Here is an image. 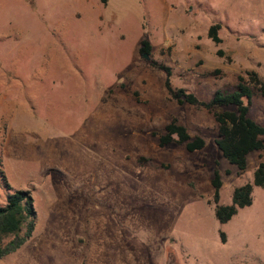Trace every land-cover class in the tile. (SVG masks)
<instances>
[{
	"label": "rangeland",
	"instance_id": "374dc122",
	"mask_svg": "<svg viewBox=\"0 0 264 264\" xmlns=\"http://www.w3.org/2000/svg\"><path fill=\"white\" fill-rule=\"evenodd\" d=\"M151 60L202 101L248 72L264 82V0H0V204L6 182L35 213L0 264H264V187L228 221L213 215L264 163V139L243 169L228 163L214 109L178 104ZM248 85L247 115L264 126ZM171 118L203 147L159 146Z\"/></svg>",
	"mask_w": 264,
	"mask_h": 264
},
{
	"label": "trees",
	"instance_id": "16d2710c",
	"mask_svg": "<svg viewBox=\"0 0 264 264\" xmlns=\"http://www.w3.org/2000/svg\"><path fill=\"white\" fill-rule=\"evenodd\" d=\"M219 24H211L207 29V37L213 43H219L216 34ZM149 43L142 38L138 47L140 53L149 52ZM220 52L217 51V54ZM150 65L163 71L165 77L163 85L167 93L178 104L188 103L202 106L205 109H214L212 116L216 127V137L214 144L221 156L237 169L241 170L245 166L246 154L253 150L262 148L264 139V126L259 125L247 115L248 100L250 97V86L264 97V82L255 72H248V83L237 76L235 90L229 93H222L216 89L207 101L198 100L191 92L183 88H172L169 83L170 68L164 64L153 60ZM242 98H246L244 103ZM231 106V109L221 107ZM170 141L178 144L182 143L187 151L198 150L203 147V139L199 136L190 138L185 127L171 118L164 126L163 133L158 136L159 146ZM213 189L214 202L218 199L220 180L217 170H213L210 180ZM252 185L264 187V163L259 162L252 172L251 182H246L234 187L231 191L229 204H216L213 207L214 218L219 223H224L236 212V208L247 206L251 202ZM8 190L4 197V202L0 204V257L15 251L30 236L34 223L35 213L32 206V198L27 190L10 189L4 182Z\"/></svg>",
	"mask_w": 264,
	"mask_h": 264
},
{
	"label": "water",
	"instance_id": "95a60500",
	"mask_svg": "<svg viewBox=\"0 0 264 264\" xmlns=\"http://www.w3.org/2000/svg\"><path fill=\"white\" fill-rule=\"evenodd\" d=\"M142 56L147 60L148 57H147V54L146 53H143Z\"/></svg>",
	"mask_w": 264,
	"mask_h": 264
}]
</instances>
